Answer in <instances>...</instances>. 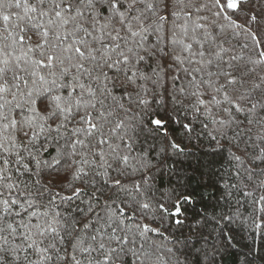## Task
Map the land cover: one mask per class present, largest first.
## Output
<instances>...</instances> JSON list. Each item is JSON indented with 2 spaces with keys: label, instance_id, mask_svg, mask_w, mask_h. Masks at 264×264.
I'll use <instances>...</instances> for the list:
<instances>
[{
  "label": "snow or ice",
  "instance_id": "snow-or-ice-1",
  "mask_svg": "<svg viewBox=\"0 0 264 264\" xmlns=\"http://www.w3.org/2000/svg\"><path fill=\"white\" fill-rule=\"evenodd\" d=\"M142 137L226 149L264 232V0H0V264H184Z\"/></svg>",
  "mask_w": 264,
  "mask_h": 264
},
{
  "label": "trees",
  "instance_id": "trees-1",
  "mask_svg": "<svg viewBox=\"0 0 264 264\" xmlns=\"http://www.w3.org/2000/svg\"><path fill=\"white\" fill-rule=\"evenodd\" d=\"M140 147L151 151L156 164L150 176L154 188L159 189L158 198L161 192L172 190L177 197H192L188 202L181 201L182 207L187 209L186 218L180 217L183 224L177 226L165 220L162 235L152 234L156 242L174 247L184 264H264V232L257 234L245 219L251 211L249 201L235 190L230 197L221 199L226 191L225 181L234 182L233 166L226 149L218 150L205 138L185 141V152L179 155L161 152L163 144L151 137L146 141L142 137ZM237 207L241 215L224 229L227 235L221 236L212 217L218 219L221 211L227 213L229 208L235 211ZM209 233L219 237L214 246L211 239L206 244L201 238ZM165 236L169 239L165 240Z\"/></svg>",
  "mask_w": 264,
  "mask_h": 264
}]
</instances>
